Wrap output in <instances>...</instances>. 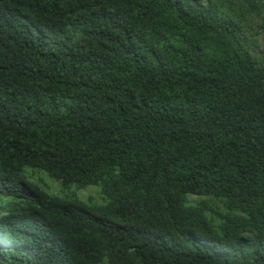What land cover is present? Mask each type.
Wrapping results in <instances>:
<instances>
[{"label": "trees", "instance_id": "16d2710c", "mask_svg": "<svg viewBox=\"0 0 264 264\" xmlns=\"http://www.w3.org/2000/svg\"><path fill=\"white\" fill-rule=\"evenodd\" d=\"M221 2L0 0V264H264V0Z\"/></svg>", "mask_w": 264, "mask_h": 264}, {"label": "rangeland", "instance_id": "374dc122", "mask_svg": "<svg viewBox=\"0 0 264 264\" xmlns=\"http://www.w3.org/2000/svg\"><path fill=\"white\" fill-rule=\"evenodd\" d=\"M198 1H199V3H201V4H203V5H205V4H207V3L209 2V0H198ZM213 2L216 3L217 5H218L219 3H220V4L222 3L221 0H213ZM258 22H259V19H258L257 17H255V18L253 19V21L249 22V24H248V25H249V28L247 29V31L249 32V31L255 30V29L257 28V23H258ZM247 31L245 32L246 34H248ZM262 33H263V32L260 31V32H259L260 35H259L258 38H257V39H258V42L261 43V44L263 43V40H262ZM261 50H262L261 47L257 48V51H258V52H260Z\"/></svg>", "mask_w": 264, "mask_h": 264}, {"label": "clouds", "instance_id": "9594fccd", "mask_svg": "<svg viewBox=\"0 0 264 264\" xmlns=\"http://www.w3.org/2000/svg\"><path fill=\"white\" fill-rule=\"evenodd\" d=\"M43 178H44V184L47 185V187L53 191V187L55 186L53 183H51V180L50 178L46 175V174H43L41 175Z\"/></svg>", "mask_w": 264, "mask_h": 264}]
</instances>
